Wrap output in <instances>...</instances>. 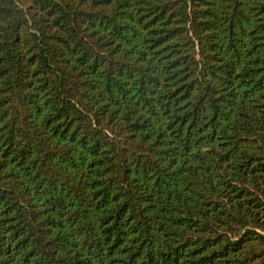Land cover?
<instances>
[{
  "label": "trees",
  "instance_id": "1",
  "mask_svg": "<svg viewBox=\"0 0 264 264\" xmlns=\"http://www.w3.org/2000/svg\"><path fill=\"white\" fill-rule=\"evenodd\" d=\"M0 264H264V0H0Z\"/></svg>",
  "mask_w": 264,
  "mask_h": 264
}]
</instances>
